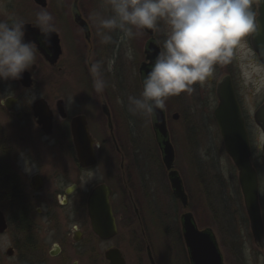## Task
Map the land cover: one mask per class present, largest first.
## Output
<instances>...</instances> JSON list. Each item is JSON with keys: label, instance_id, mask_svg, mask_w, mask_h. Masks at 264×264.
Returning <instances> with one entry per match:
<instances>
[{"label": "flooded vegetation", "instance_id": "obj_1", "mask_svg": "<svg viewBox=\"0 0 264 264\" xmlns=\"http://www.w3.org/2000/svg\"><path fill=\"white\" fill-rule=\"evenodd\" d=\"M92 2L44 0L39 5L35 0H0V20L23 18L28 24L25 39L37 46L36 63L23 74L28 75L30 85L25 84L23 77L0 80V114L5 117V122L0 124V141L5 154L0 155V160L13 173L7 184L9 191L22 195V207L30 213V219L26 220L32 232L29 239L39 259L46 262L62 257L65 264H73L74 260L91 264V259L95 260L93 264H98L102 259V264H109L106 254L119 250L128 264L124 246L130 240L139 244L138 228L149 259L151 246L144 227L156 206L155 194L162 189L181 204V225L186 213H191L195 219L188 194L189 203L185 207L175 197L170 177L171 172L176 171L187 193L176 167L177 149L170 129L171 119L179 122L181 114L172 113L174 96L170 97L163 112L168 129L166 139L174 148L175 161L168 170L163 153L165 139L156 130L155 117L148 123L139 116L128 118L130 113L123 107L121 110L111 108L107 87L101 94L93 88L89 58L104 60L105 67L107 63L104 44L99 43L89 19L90 13L95 12ZM42 9L51 12L59 28L47 45L41 44L38 29L32 26L35 13ZM77 17L82 20L79 22ZM150 40L151 37L148 42ZM144 63L148 66L141 71ZM150 64L144 59L139 66L140 84H137L136 96L143 89V77L150 71ZM49 84L57 97L52 103L41 96L43 88ZM28 91H36L40 96L34 102L26 101ZM40 99H45L50 109L44 118L34 110V104ZM59 101L64 103L63 110L57 107ZM124 123L130 128L128 134ZM140 124H150L154 144L140 137ZM95 143L100 147H95ZM79 144L86 148L83 157L78 154ZM93 177L97 179L91 183ZM97 187L110 192L116 234L107 239L94 232L89 213V199ZM94 243L99 245L94 247ZM132 252L133 255L138 253L136 257L140 255V251Z\"/></svg>", "mask_w": 264, "mask_h": 264}, {"label": "rangeland", "instance_id": "obj_2", "mask_svg": "<svg viewBox=\"0 0 264 264\" xmlns=\"http://www.w3.org/2000/svg\"><path fill=\"white\" fill-rule=\"evenodd\" d=\"M92 1V10L99 11L105 16L110 14V9L104 8L101 0ZM112 35L113 42L104 45L103 48L106 63L111 62V71H107L106 78L111 102L109 104L113 109L121 110L120 107H123V110H127V97L137 95L136 87L140 84L138 69L145 59L144 49L150 36L145 33L142 36L125 39L119 32ZM154 36L161 42L164 39L163 32L155 33ZM129 51L132 54L131 59L128 58ZM226 75H230L233 79L246 118L252 160L259 176V197L264 224V156L262 154L264 138L254 120L256 110L264 103V67L251 46L250 37L234 51L229 64L216 66L214 74L203 86H194L196 90L192 94L182 93L174 96L171 102L172 113L181 114L179 122L171 119L170 124L177 149L176 167L180 170L184 181L190 198V210L195 216L196 223L202 230L212 229L224 264H264V247L260 248L254 241L238 180V171L225 151L214 118V110L218 105L216 85ZM26 95V101L29 102H34L40 96L36 91H28ZM41 96L48 98L50 103L57 98L51 84L43 88ZM130 117L131 114L128 118ZM3 122L5 117L0 114V124ZM128 130H130L128 124L124 123L125 133L128 134ZM139 131L140 137L143 136L154 144L155 139L150 124L149 126L142 124ZM0 133L2 134V131ZM156 153L160 157V153L158 151ZM4 154V145L0 141V155ZM61 154L67 153L61 152ZM96 179L97 177H93L91 183ZM155 195L156 206H153L152 215L144 227L155 263L190 264L182 237L181 204L164 189ZM1 210L9 221L10 214ZM148 216L149 214H146V218ZM138 233L139 244L130 240V243L124 246L127 262L150 264L140 228ZM23 237L9 223L8 231L0 235V264H65V258L62 257L49 259L46 262L39 259L38 253L36 254L35 248L29 242L31 241L29 237ZM98 245L94 243V247ZM101 246L105 247L103 244ZM9 247L16 250L13 257L6 255ZM132 250L140 251V255L136 257L138 253L133 255ZM93 262L95 260L91 259V264ZM102 263L100 259L98 264Z\"/></svg>", "mask_w": 264, "mask_h": 264}, {"label": "clouds", "instance_id": "obj_3", "mask_svg": "<svg viewBox=\"0 0 264 264\" xmlns=\"http://www.w3.org/2000/svg\"><path fill=\"white\" fill-rule=\"evenodd\" d=\"M110 9L105 16L99 11L89 19L99 43L113 42V33L125 39L163 32L156 40L159 53L143 77L139 96L127 97V111L132 116L151 122L158 111L166 110L170 97L192 94L194 86H203L214 74L216 66L231 62L234 51L248 37L264 29L261 6L264 0H101ZM23 18L0 20V80H20L36 63L37 46L27 42ZM32 26L40 33V42L47 45L59 32L54 17L47 9L35 13ZM128 58H132L131 51ZM93 88L101 94L107 87L105 72L111 62L89 58ZM95 147L100 145L95 143ZM73 264H80L74 260Z\"/></svg>", "mask_w": 264, "mask_h": 264}, {"label": "water", "instance_id": "obj_4", "mask_svg": "<svg viewBox=\"0 0 264 264\" xmlns=\"http://www.w3.org/2000/svg\"><path fill=\"white\" fill-rule=\"evenodd\" d=\"M35 2L42 5L44 0H35ZM77 19L79 22L82 20L80 17H77ZM261 21L264 23V6H261ZM146 33L151 37L146 47V60L151 63L152 61L154 62L160 49L155 43L156 38L153 32L147 30ZM250 43L264 67V29H262L258 35L250 37ZM147 66V63H144L141 71H145ZM23 78L25 84L27 86L30 85L28 75H23ZM216 96L218 105L214 110V118L225 151L238 171V180L254 241L260 248H263L264 224L259 199V176L251 159L252 149L243 109L239 102L233 79L230 75L224 76L217 83ZM57 107L63 110V101H59ZM34 110L41 118H44L50 109L47 101L45 99H40L34 104ZM155 119L156 130L165 139L163 142L164 163L167 169L171 170L175 161V151L169 139H166L168 129L164 112L158 111L155 115ZM254 120L261 129L264 138V103L256 110ZM77 150L80 157L86 154L84 145H77ZM262 154L264 156V140ZM170 177L175 197L181 201L183 206L187 207L189 201L182 180L177 176L176 171L171 172ZM89 213L93 230L100 238L107 239L116 234L115 220L110 206V192L107 188L97 187L92 192L89 199ZM8 229L9 224L7 218L0 209V235L5 234ZM182 229L191 264H224L212 229H199L191 213L183 215ZM6 255L8 257H13L15 255V249L9 247L6 250ZM106 259L109 261V264H127L123 254L119 250L109 251L106 254ZM149 259L151 264H155L151 252L149 253Z\"/></svg>", "mask_w": 264, "mask_h": 264}, {"label": "trees", "instance_id": "obj_5", "mask_svg": "<svg viewBox=\"0 0 264 264\" xmlns=\"http://www.w3.org/2000/svg\"><path fill=\"white\" fill-rule=\"evenodd\" d=\"M12 177V171L8 169L5 164L0 163V207L10 214V225H13L14 228H16L25 238L30 237L32 232L26 223V220L30 219V213L22 207L23 197L14 190L10 189L11 191H9L7 187V184L11 181Z\"/></svg>", "mask_w": 264, "mask_h": 264}, {"label": "bare ground", "instance_id": "obj_6", "mask_svg": "<svg viewBox=\"0 0 264 264\" xmlns=\"http://www.w3.org/2000/svg\"><path fill=\"white\" fill-rule=\"evenodd\" d=\"M147 47V46H146ZM144 54H145V56H146V58H147V54H146V48L144 49ZM146 58H145V60H146ZM197 227H198V225H197ZM15 252H16V250H15ZM150 252H151V254H152V250L150 249Z\"/></svg>", "mask_w": 264, "mask_h": 264}]
</instances>
